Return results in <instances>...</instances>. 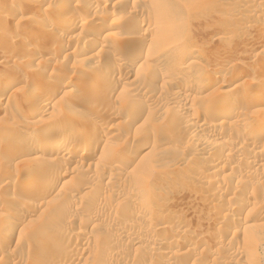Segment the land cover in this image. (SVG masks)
<instances>
[{"label": "rangeland", "instance_id": "rangeland-1", "mask_svg": "<svg viewBox=\"0 0 264 264\" xmlns=\"http://www.w3.org/2000/svg\"><path fill=\"white\" fill-rule=\"evenodd\" d=\"M141 35L144 58L130 63ZM39 71L60 83L54 99L67 92L64 101L35 112L31 87L13 85L0 95V133L9 128L23 143L81 118L90 126L80 136L92 130L98 141L83 154L77 136L64 174L40 191L34 164H2L0 139V264H264V0H0V88ZM93 71L118 79L109 95L103 80L97 98L80 99ZM54 248L67 253L54 257Z\"/></svg>", "mask_w": 264, "mask_h": 264}, {"label": "bare ground", "instance_id": "bare-ground-1", "mask_svg": "<svg viewBox=\"0 0 264 264\" xmlns=\"http://www.w3.org/2000/svg\"><path fill=\"white\" fill-rule=\"evenodd\" d=\"M91 1V0H90ZM98 1V0H97ZM100 1V0H99ZM103 1V0H102ZM106 1V0H105ZM108 1V0H107ZM87 2H89V1H87ZM96 2V1H95ZM95 4V3H94ZM93 4V5H94ZM93 5H91V2H89V3H87V6L86 5H84V7H87V9L88 8H91ZM22 14V13H21ZM64 15V14H63ZM66 17V16H65ZM68 18V17H67ZM250 19H252V18H250ZM254 20V19H253ZM247 21V22H246ZM245 22H246V26L245 27H243V28H241L240 30H239V37L240 38H247L250 34H251V30H250V28H249V26H250V24L251 23H253L252 22V20H246ZM227 23V22H226ZM83 24V23H82ZM149 25H150V23H149ZM148 25V23L145 21V22H143L140 26L142 27V28H148V27H150ZM236 25H237V23H236ZM139 26V25H138ZM229 27H231L232 28V26H234V24L232 23V24H229L228 25ZM253 26V25H252ZM140 27V28H141ZM238 27V26H237ZM239 29V28H238ZM65 30V29H64ZM147 31V30H146ZM237 33V34H238ZM226 37V36H225ZM255 37V36H254ZM254 37H252V38H254ZM135 38V37H134ZM133 38V39H134ZM239 38V39H240ZM250 38V37H249ZM248 38V39H249ZM144 39H145V37H143L142 35L140 36V37H137L136 39H134V40H132V42H133V46H134V51H133V53L131 54L132 56V59H131V61H130V63H137V62H139L142 58H144V51L142 50V48H141V46H143L144 45ZM251 39V38H250ZM217 40V39H216ZM254 40H257L256 38L254 39ZM261 41V40H260ZM259 40H258V42L257 43H259L260 42ZM224 42V41H223ZM226 42V41H225ZM256 42V41H255ZM57 43V42H56ZM6 44V43H5ZM55 44V43H54ZM194 44V43H193ZM9 45H11V44H9ZM222 45V41H213V42H211L210 44H209V48H210V50H216V48H218L219 46H221ZM58 46V45H57ZM191 46V45H190ZM253 46V45H252ZM6 47V46H5ZM10 47V46H9ZM8 46H7V49L9 48ZM188 47V46H187ZM186 47V48H187ZM251 47V46H250ZM11 48V47H10ZM208 48V47H207ZM208 48V49H209ZM24 50H25V48H24ZM43 51V50H42ZM188 52H193V51H195V49H194V46L192 45L191 47H189L188 48V50H187ZM215 53V52H214ZM22 54H24L23 56H25V52H23ZM30 54V53H29ZM40 54V53H39ZM198 54V53H197ZM28 55V54H27ZM34 56V55H33ZM37 56V55H36ZM38 56H40V55H38ZM40 58V57H39ZM128 58V57H127ZM24 59H26L25 57H24ZM89 59V58H88ZM129 59V58H128ZM42 60V59H41ZM40 60V61H41ZM46 61V60H45ZM126 61V60H125ZM44 62V61H43ZM122 62H123V60H122ZM230 62V61H229ZM125 63V62H124ZM111 64V63H110ZM117 64H118V62H117ZM252 64V63H251ZM111 65H113V64H111ZM229 65V64H228ZM122 66H124V65H122ZM129 66V65H128ZM117 67V65H115V67L114 66H112V67H110L109 68V70H110V72H112V71H115V68ZM127 67V66H126ZM240 67H247V64L246 63H243V64H241V66ZM50 68V67H49ZM54 68V67H53ZM56 68V67H55ZM107 68H108V66H107ZM118 68H119V66H118ZM117 68V69H118ZM29 69H27V71H28ZM47 70V69H46ZM52 71V73L50 72L49 73V75L51 74H53L54 73V69H51ZM108 70V69H107ZM106 70V71H107ZM108 70V71H109ZM171 70H172V68H171ZM248 70V69H247ZM30 71V70H29ZM28 71V72H29ZM37 71V70H36ZM45 71V70H44ZM50 71V70H49ZM106 71H105V73H106ZM107 71V72H108ZM35 72V71H34ZM34 72H30V75L32 76H34V78H37L38 77V79L37 80H34V78H33V76L31 77L30 75H28V73H26L27 74V76H24V75H21L20 74V72L18 73H16L14 76L12 75V78H11V80H10V82H8L6 85H7V87L5 86L4 88L5 89H3V87H1L0 88V95L1 96H3V94H4V92L6 91L7 92V89L8 88H10V87H12L13 85L15 86V85H17V84H22L23 85V87L24 86H26V85H29L31 88L30 89H32L31 90V98H30V103H31V105H32V110H35V112H38V111H48V109H51L52 107H54L55 105L53 104L55 101H57V100H63L64 101V98L63 97H65L66 95H67V92H65V93H63V94H60V96H59V98H57V99H54L55 98V96H56V92H57V90L58 89H60V83L59 82H57L56 80V82L53 80H47V81H44V78H43V80H42V73H40V71L39 72H37V77L34 75ZM56 72V71H55ZM104 72V71H103ZM245 72V71H244ZM33 73V74H32ZM36 73V72H35ZM44 73V72H43ZM104 73V74H105ZM113 73V72H112ZM115 73V72H114ZM113 73V74H114ZM174 73V72H173ZM264 73V72H263ZM39 74V75H38ZM104 74L102 75V74H100V75H98L96 72H90V78H91V80L89 81H87L86 82V84L84 83V85L85 86H83V87H80L81 89L83 88L84 89V87L86 88V89H84L83 91H80L79 90V96H80V99L81 98H84V99H88V100H93V99H95V97H96V95H98L101 91V89L100 88H98V89H96L97 88V86H98V84L100 85L102 82L101 81H103V80H105V87H106V89H105V91H103L104 93H106L107 91H112V89H110L109 90V88H110V86H112V84H114V82H115V79H118V78H115V76H113V75H111L110 77H107L108 78V80L106 81V79H104ZM81 75V74H80ZM88 75H89V73H88ZM106 75V74H105ZM116 75V74H115ZM215 75V74H214ZM237 75V74H236ZM241 75V74H240ZM260 75L261 74H259V77H260ZM30 76V77H29ZM44 76H47V74H45ZM87 76V75H86ZM86 76H83V77H86ZM169 76H170V74H169ZM180 76V75H179ZM239 76V75H238ZM263 76V75H262ZM76 77V76H75ZM106 77V76H105ZM171 77V76H170ZM88 78V77H87ZM90 78H88V79H90ZM169 78V77H168ZM175 78V77H174ZM189 78V77H188ZM237 78V77H236ZM64 79V78H63ZM80 79V78H79ZM262 79V78H261ZM264 79V78H263ZM216 80V79H215ZM61 81V80H60ZM135 81V80H134ZM185 81V80H184ZM173 82V81H172ZM188 82V81H187ZM190 82V81H189ZM260 82V81H259ZM62 83V82H61ZM192 83V82H191ZM72 84V83H71ZM103 84H104V82H103ZM187 84V83H186ZM67 85V84H66ZM69 86H70V84H68ZM83 85V84H82ZM81 85V86H82ZM3 86V85H2ZM103 86V85H102ZM114 86V85H113ZM206 86V85H205ZM20 87H22L21 85H20ZM19 87V88H20ZM23 87H22V89H23ZM65 87H67V86H65ZM98 87H100V86H98ZM19 88L17 87V89H18V91H20L19 90ZM26 88V87H25ZM77 88L79 89V87L77 86ZM203 88H204V86H203ZM207 88V87H206ZM17 89L15 90V91H17ZM21 89V88H20ZM77 91V89H75V88H71V90L70 91H68L69 93H71V92H76ZM100 91V92H99ZM233 91H234V89H233ZM60 92V91H59ZM102 92V93H103ZM224 92V91H223ZM227 92V91H226ZM77 93V92H76ZM109 92H107V94H108ZM228 93V92H227ZM25 94V93H24ZM106 94V95H107ZM111 94V93H110ZM16 96H18L17 94H15ZM23 95V94H22ZM29 95V94H28ZM69 95V94H68ZM75 95V94H74ZM78 95V94H77ZM105 95V96H106ZM109 95V94H108ZM25 96V95H24ZM26 97V96H25ZM57 97V96H56ZM240 97V96H239ZM9 98V97H8ZM63 98V99H62ZM97 98V97H96ZM21 99V98H20ZM79 99V98H78ZM77 99V100H78ZM8 100V99H7ZM19 100V99H18ZM240 100V99H239ZM242 100V99H241ZM236 101V100H235ZM2 102V101H1ZM0 102V103H1ZM7 102V101H6ZM8 102H10V101H8ZM19 102V101H18ZM80 102V101H79ZM60 103V102H59ZM239 103V102H238ZM7 104V103H6ZM9 104V106H10V103H8ZM13 104V103H12ZM27 104V103H26ZM64 104V103H63ZM84 104V103H83ZM94 105V104H93ZM206 105V104H205ZM235 105H237V103L235 104ZM2 106V105H1ZM9 106L7 105H5V107H2L1 109L3 110V111H5V113H8V111H11L10 109H11V106H10V108H9ZM186 106V105H185ZM185 106H183V108H186ZM233 107H234V105H232ZM91 107V106H90ZM94 107H95V110L94 111H98L97 109H96V105H94ZM93 107V108H94ZM236 108V107H235ZM14 109V108H13ZM12 109V110H13ZM234 109V108H233ZM242 109V108H241ZM55 110V109H54ZM100 110V109H99ZM208 110H209V107L208 106H204V107H201L200 109H199V111H198V113H197V116L199 117V118H205L206 117V115L208 114ZM90 111H92V110H90ZM232 111V110H231ZM243 111V110H242ZM16 112H18V111H16ZM33 112V111H32ZM99 112V111H98ZM233 112V111H232ZM238 112H239V110H238ZM4 113V114H5ZM13 114H18V113H14V112H12ZM11 113V115H13ZM43 113V112H42ZM42 113H40V114H42ZM55 113V112H54ZM240 113H241V111H240ZM27 114H30V113H28L27 112ZM39 114V113H38ZM45 114V113H44ZM53 114V113H52ZM94 114V113H93ZM15 115V116H16ZM33 115V114H32ZM99 115V114H98ZM241 115V114H240ZM14 116V117H15ZM47 116V115H46ZM49 116V115H48ZM78 116V115H77ZM13 117V118H14ZM236 117V116H235ZM16 118V117H15ZM26 118V117H25ZM198 118V119H199ZM69 119V121L71 120L70 118H68ZM77 119V118H76ZM243 119V118H242ZM22 120V121H21ZM24 119H21L20 118V123L22 124L24 121H23ZM73 120V119H72ZM205 120V119H204ZM203 120V121H204ZM61 122V121H60ZM57 123L56 125L54 124V127H51V124L52 123H50V126H49V123H48V126L49 127H46L45 129H44V131L43 132H41V135H40V138H42V140L39 138V139H36V137L34 138V136L33 137H30L29 136V138L28 139H26L23 143L22 142H20V141H22L23 139L21 138V136L20 137H18V136H15V137H13L14 135H13V131L11 132V130L9 129V128H5L4 130H3V132L2 133H0V135H1V137H0V139L2 140V144L1 145H3V144H5V147H4V150H5V155H3L2 156V154H1V162H2V164H3V161L4 162H6L5 164H14V163H16V162H26V163H32V164H34L35 166H36V170H35V172L37 173V175H38V178H40V180L42 181H40L39 182V185L36 187V185L34 186V188L33 189H36V190H44L46 187H47V184L49 183V182H51L54 178H58L59 177V175H61V174H64V172H63V164L66 162V161H70V159H69V155H71L70 153V146L73 144V142L75 141V140H77V139H79V140H82V141H79V140H77L79 143L80 142H84V141H86V144L85 145H82L83 146V148L84 149H82V150H84L85 152L83 153V154H86V153H88L89 151H90V149H91V147H90V144L92 145V143L94 142V141H96L97 139H98V134L97 133H95L94 131H92L91 130V134H87V135H82V136H80V134L81 133H87V130H89L88 129V126H87V124H85V119H84V121H82V119L81 118H79V120H75V122H73V123H71V124H64L63 122H61V123ZM65 122H66V120H65ZM71 122V121H70ZM89 121H87L86 123H88ZM231 122V121H230ZM254 122V121H253ZM252 122V126H254V123ZM17 123V122H16ZM193 123V122H192ZM237 123V122H236ZM20 124V125H21ZM89 124V126H90V123H88ZM96 123H94L93 122V126L95 125ZM210 124V123H209ZM208 123H200L199 125H198V128H206V126H213V125H216V124H210L209 125ZM23 125V124H22ZM97 125V124H96ZM221 125V124H220ZM234 126V125H233ZM263 126V128L262 129H260L259 130V132H257V133H259V134H261L262 136H260V137H263L264 138V125H262ZM96 127V126H95ZM98 127V126H97ZM195 127V126H194ZM261 127V126H260ZM15 128V127H14ZM54 128V129H53ZM90 128V127H89ZM213 128V127H212ZM216 129V128H215ZM51 130H57V131H54V132H51V133H49ZM16 132V131H15ZM21 133V132H20ZM37 133V132H36ZM15 135H17V134H15ZM20 135V134H19ZM23 136V135H22ZM77 136H78V138H77ZM48 137H53V138H49V139H44V138H48ZM55 138H57V139H55ZM77 138V139H76ZM24 139H25V137H24ZM98 141V140H97ZM209 144V143H208ZM211 145V144H210ZM209 145V146H210ZM215 147V146H214ZM74 148V147H73ZM76 148V147H75ZM217 148V147H216ZM3 149V148H2ZM62 149V150H61ZM62 151V152H61ZM62 153V160H61V158H60V155L59 154H61ZM255 153H256V155L257 156H260V157H262L263 158V156H262V154H261V152L260 151H255ZM73 154V153H72ZM82 159V158H81ZM133 162V161H132ZM136 162V161H135ZM138 163V162H137ZM4 164V165H5ZM8 164H7V166H8ZM6 166V165H5ZM65 166V165H64ZM257 166V165H256ZM9 167V166H8ZM224 167L225 168H227L225 165H224ZM224 167H223V169H224ZM2 170V169H1ZM9 171V170H8ZM216 171H217V169H216ZM15 172V171H14ZM10 173V174H9ZM8 174L9 175H15L13 172H9ZM18 174V173H17ZM47 174V175H46ZM48 174L51 176V177H48ZM62 176V175H61ZM44 177H46L47 179H49V180H46V181H43L44 180ZM210 176H204V177H202L201 178V182L200 183H202V184H208V181H210L208 178H209ZM45 178V179H46ZM55 182V181H54ZM66 182V181H65ZM89 182V181H88ZM93 182V181H92ZM180 182V181H179ZM179 182H178V184L176 183V185L174 186V187H176V188H179V186H180V184H179ZM35 183V182H34ZM56 184H58L59 183V181H56L55 182ZM181 183V182H180ZM53 184V183H52ZM94 184V183H93ZM49 185V184H48ZM51 186V185H50ZM50 186H48V188L50 187ZM53 186V185H52ZM65 186V185H64ZM84 186V185H83ZM86 186V185H85ZM36 187V188H35ZM53 188V187H52ZM58 190V189H57ZM56 190V191H57ZM60 190V189H59ZM63 190V189H62ZM33 191V190H32ZM49 191H50V189H49ZM44 192V191H43ZM172 192V191H171ZM177 192V191H176ZM181 192V191H180ZM46 193V192H45ZM44 193V194H45ZM174 193V192H173ZM180 196V195H179ZM180 199V198H179ZM230 199H232L231 197H230ZM235 199V198H234ZM233 200V199H232ZM166 203L165 204H167V205H169V206H174L175 204H177V202H178V198L176 197V196H169V197H167V199H166V201H165ZM141 206H143V205H141ZM140 206V207H141ZM164 206H166V205H164ZM122 207V206H121ZM122 209V208H121ZM124 210V209H123ZM142 210H144L143 208H142ZM12 211L14 212V210H12V209H10V210H8V213H9V215H13V213H12ZM15 213V212H14ZM238 216V215H237ZM242 218H241V216L239 215V217H234V219H233V222L234 223H237V224H239V221L241 220ZM88 220V219H87ZM165 220V219H164ZM86 222V221H85ZM14 223V222H13ZM163 227V226H162ZM63 228V227H62ZM62 228H60V229H58L57 231H55L54 233H53V235H46L45 237H46V239L48 240V242H44L43 244H41L40 245V247L43 249V248H46V247H50V245H52V244H50L49 245V243L51 242V240L52 239H54V240H56L62 233H64V232H66L65 230H63ZM161 228V227H160ZM66 229V228H65ZM79 229V228H78ZM162 229V228H161ZM68 232V231H67ZM83 231H81L80 229L79 230H77L76 231V233H74V232H70L71 234V236H77V238L79 237V236H81L83 233H82ZM85 232V231H84ZM137 232H138V230H137ZM136 231L135 232H133V231H128V232H125V237H127L128 239H131V240H133V241H135V239L136 238H138L139 237V234H140V232H139V234L137 233ZM142 232V231H141ZM152 232V231H151ZM157 232V231H156ZM182 233H185L186 232V230H182L181 231ZM158 233V232H157ZM65 234V233H64ZM142 234V233H141ZM156 234V233H155ZM181 234V233H180ZM234 234H235V232H234ZM124 237V236H123ZM143 236H141V238H142ZM127 238H124V239H127ZM74 239V238H73ZM76 239V238H75ZM142 240V239H141ZM159 240V239H158ZM145 247V246H144ZM53 251V255H54V257H62V255L64 254V256H65V254L67 253V252H64L63 250H61V248H54V249H52ZM172 251V250H171ZM165 252V251H164ZM168 252V251H167ZM164 255V254H163ZM167 255V254H166ZM170 255H171V253H170ZM169 255V256H170ZM172 256V255H171ZM170 258V257H169ZM168 258V259H169ZM166 260V259H165ZM168 262V261H167Z\"/></svg>", "mask_w": 264, "mask_h": 264}]
</instances>
